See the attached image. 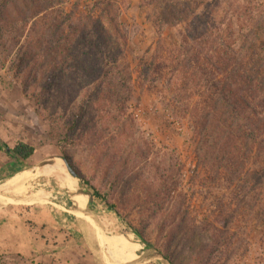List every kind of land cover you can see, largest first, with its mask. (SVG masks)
Returning a JSON list of instances; mask_svg holds the SVG:
<instances>
[{"label": "rangeland", "instance_id": "rangeland-1", "mask_svg": "<svg viewBox=\"0 0 264 264\" xmlns=\"http://www.w3.org/2000/svg\"><path fill=\"white\" fill-rule=\"evenodd\" d=\"M92 2L67 0L63 8L77 17ZM253 7L251 21L263 28L255 42L264 54V0H253ZM120 20L130 33L126 53L133 90L127 104L132 128L121 145L125 154H137L127 164L110 149V142L100 147L82 140L59 149L53 129L37 115L10 70L12 54L0 48V140L9 147L22 140L35 148L21 162L26 169L10 176L12 160L0 149V193L48 199L68 210L77 206L91 220L79 221L50 204L1 205L0 264H101L93 251L97 231L102 251L114 264H163L150 258L155 253L171 264H208L196 262L191 240L184 241L199 230L207 243L214 226L225 242L216 264H264V187L252 189L254 182L247 175L198 164L192 109L202 103L172 69L182 25L164 27L157 46L158 35L138 0L122 3ZM228 20H222L223 28L233 25ZM62 152L92 186L106 193L114 210L96 198L87 205L86 195H72L91 190L77 177L78 186L55 171L64 170ZM35 172L40 176L32 180L29 175ZM160 181L171 187L165 200L154 192ZM167 226L175 238L166 241ZM169 253L174 263L164 256ZM199 254L206 258V246Z\"/></svg>", "mask_w": 264, "mask_h": 264}, {"label": "trees", "instance_id": "trees-1", "mask_svg": "<svg viewBox=\"0 0 264 264\" xmlns=\"http://www.w3.org/2000/svg\"><path fill=\"white\" fill-rule=\"evenodd\" d=\"M124 1L93 0L76 17L64 11L67 0H0V48L12 54L10 70L37 115L53 129L59 149L82 140L100 147L110 142L127 164L137 154H125L121 145L132 128L127 104L133 91L126 53L130 33L120 20ZM138 6L158 35L157 46L164 27L182 25L172 69L202 103L192 109L198 164L247 175L252 189L264 187V54L255 42L263 28L251 21L253 0H138ZM225 18L233 25L223 28ZM0 149L12 160L9 176L26 169L21 162L35 151L22 140L12 147L0 140ZM60 156L89 187L92 200L114 210L70 156ZM164 182L154 192L165 200L171 187ZM172 232L167 226L163 240L174 239ZM211 232L207 243L199 230L186 237L184 243L191 240L190 249L197 252L196 262L216 264L222 258V232L215 226ZM204 246L206 258L199 254ZM164 256L174 263L170 253Z\"/></svg>", "mask_w": 264, "mask_h": 264}, {"label": "water", "instance_id": "water-1", "mask_svg": "<svg viewBox=\"0 0 264 264\" xmlns=\"http://www.w3.org/2000/svg\"><path fill=\"white\" fill-rule=\"evenodd\" d=\"M66 170L68 171V173L73 176L76 177V173L73 170V168L65 161V159H62ZM72 195H86L88 196V202H92V196L91 194H88L82 190H77L76 192H74ZM7 204H22V205H34V204H50L62 211H65L67 213H70L74 216L77 217V219L80 220H90V218L88 216L85 215V209H79V208H74L73 210H68L66 208H64L63 206L52 202L48 199H44V198H35V197H17V196H13V195H9V194H5V193H0V206L1 205H7ZM97 233V237H98V242L97 245L95 247V249L93 250L94 253L96 254V257L98 258V260L100 261L101 264H114L111 262V260L108 258L107 255L104 254V252L102 251V247H101V234L100 232H96ZM152 258H157L159 259L163 264H171L167 259H165L161 254L159 253H155L153 254L151 257ZM150 258H147V260H150ZM138 263V262H137ZM137 263H131V264H137Z\"/></svg>", "mask_w": 264, "mask_h": 264}, {"label": "bare ground", "instance_id": "bare-ground-1", "mask_svg": "<svg viewBox=\"0 0 264 264\" xmlns=\"http://www.w3.org/2000/svg\"><path fill=\"white\" fill-rule=\"evenodd\" d=\"M55 171L57 173H59L60 175H62L63 177L67 178L68 180L74 181L75 184L78 186V183L76 182L75 178L73 176H71L67 171L65 170H60V169H55ZM19 176V175H18ZM40 173L35 172L29 175V178H31L32 180L39 177ZM27 179V178H26ZM8 183V182H7ZM3 184V183H2ZM10 186V185H9ZM1 192V191H0ZM105 239L110 240V237H105Z\"/></svg>", "mask_w": 264, "mask_h": 264}, {"label": "crops", "instance_id": "crops-1", "mask_svg": "<svg viewBox=\"0 0 264 264\" xmlns=\"http://www.w3.org/2000/svg\"><path fill=\"white\" fill-rule=\"evenodd\" d=\"M88 197V196H87ZM93 201V200H92ZM89 203H91V202H88V199H87V205L89 204ZM77 207V206H76ZM65 208V207H64ZM86 208V207H85ZM86 212V211H85ZM86 216H88V215H86ZM84 222H86V223H89L90 221L89 220H83ZM94 233V232H93ZM97 239H98V237H96ZM98 242V241H97ZM97 242L95 243V244H97ZM94 248L93 249H95V247H96V245H94L93 246Z\"/></svg>", "mask_w": 264, "mask_h": 264}, {"label": "flooded vegetation", "instance_id": "flooded-vegetation-1", "mask_svg": "<svg viewBox=\"0 0 264 264\" xmlns=\"http://www.w3.org/2000/svg\"><path fill=\"white\" fill-rule=\"evenodd\" d=\"M94 235H95V232H94Z\"/></svg>", "mask_w": 264, "mask_h": 264}]
</instances>
